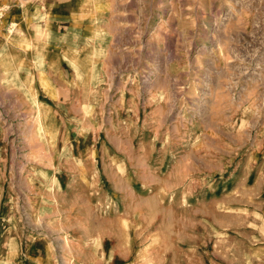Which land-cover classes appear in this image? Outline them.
Masks as SVG:
<instances>
[{"label": "rangeland", "instance_id": "374dc122", "mask_svg": "<svg viewBox=\"0 0 264 264\" xmlns=\"http://www.w3.org/2000/svg\"><path fill=\"white\" fill-rule=\"evenodd\" d=\"M0 264H264V0H0Z\"/></svg>", "mask_w": 264, "mask_h": 264}, {"label": "crops", "instance_id": "0c3cea01", "mask_svg": "<svg viewBox=\"0 0 264 264\" xmlns=\"http://www.w3.org/2000/svg\"><path fill=\"white\" fill-rule=\"evenodd\" d=\"M51 31H50V33H49V35H51ZM44 46V47H43ZM42 46V48L43 49H39V52L40 53H38L37 55H36V58H38L39 59V62H42V63H46L47 62V60H49L50 59V63H53V64H55L54 65V67L53 68H55V66H56V68L54 69V72H55V82H52V83H54V84H59L60 86H62V85H64V83L65 82H67V74L69 73L68 72V68L66 67V62H67V57L64 55V54H60L59 55V57H51V56H53V54L54 55H56V53H53V52H51V51H48V49H46L47 47H49V46H51V45H48V43H45L44 45ZM73 58L71 57V59L70 60H72ZM26 60V58L25 57H23V59H21L20 60V63H24L23 61H25ZM54 61V62H53ZM72 62H74V60L72 61ZM58 65V66H57ZM51 65L49 64V67H50ZM52 68V67H51ZM50 68V69H51ZM44 80V79H43ZM42 80V81H43ZM47 81H45V83H46ZM41 85V84H40ZM59 85H57L55 88H57V91H59L58 89H60V87H59ZM58 96H59V99L61 100L62 99V94L59 92L58 93ZM44 98H45V100H50V101H55L57 98L56 97H45L44 96ZM58 100V99H57ZM58 113V112H57ZM91 163H93V161H90ZM88 163H89V161H88ZM88 163H86V164H88ZM77 164V163H76ZM82 164L84 165L85 164V161H82ZM79 165V164H78ZM75 168H73V169H69L70 171L69 172H66L65 174H66V177L67 176H70V172H76V170H74ZM88 174V173H87ZM65 177V176H64ZM88 178L90 177V176H87ZM92 177H93V174H92ZM69 178V177H68ZM78 178H80L81 179V177L80 176H73L72 175V179H78ZM69 190H72V189H69Z\"/></svg>", "mask_w": 264, "mask_h": 264}, {"label": "bare ground", "instance_id": "6f19581e", "mask_svg": "<svg viewBox=\"0 0 264 264\" xmlns=\"http://www.w3.org/2000/svg\"><path fill=\"white\" fill-rule=\"evenodd\" d=\"M61 42V41H60ZM116 186V185H115ZM124 203V202H123ZM121 206V205H120Z\"/></svg>", "mask_w": 264, "mask_h": 264}]
</instances>
